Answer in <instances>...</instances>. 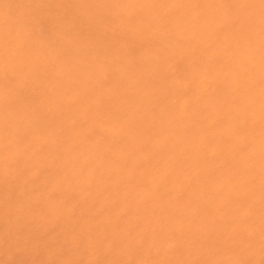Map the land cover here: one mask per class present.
Segmentation results:
<instances>
[{"label":"rangeland","instance_id":"374dc122","mask_svg":"<svg viewBox=\"0 0 264 264\" xmlns=\"http://www.w3.org/2000/svg\"><path fill=\"white\" fill-rule=\"evenodd\" d=\"M0 264H264V0H0Z\"/></svg>","mask_w":264,"mask_h":264}]
</instances>
